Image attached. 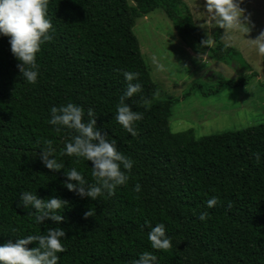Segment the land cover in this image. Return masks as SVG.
Masks as SVG:
<instances>
[{
	"label": "trees",
	"instance_id": "16d2710c",
	"mask_svg": "<svg viewBox=\"0 0 264 264\" xmlns=\"http://www.w3.org/2000/svg\"><path fill=\"white\" fill-rule=\"evenodd\" d=\"M134 2L49 0L54 31L36 54L34 84L20 78L9 38L0 36V244L62 227L64 251L57 253V264H131L144 251L155 254L159 264H264V122L200 137L193 130L174 132L175 100L159 97L133 31L136 20L162 10L193 52L230 66L249 65L222 41L220 27L212 33L214 43L202 46L207 32L184 0ZM123 71L139 73L142 83L141 92L125 101L142 113L134 137L114 118L126 87ZM252 77L222 76L209 91L245 86ZM141 97L149 99L147 106ZM68 102L84 110L85 120L91 108L102 134L134 161L127 183L111 196L76 195L62 183L64 169L49 170L39 159L50 140L65 168L76 167L94 181L91 161L60 155L73 131H57L47 122L51 106ZM26 190L42 199L66 200L58 210L64 219L34 222L31 209L17 207ZM213 195L218 203L207 208L205 201ZM200 212L207 213L205 221L199 220ZM156 223L165 226L168 250L150 247L147 232Z\"/></svg>",
	"mask_w": 264,
	"mask_h": 264
},
{
	"label": "clouds",
	"instance_id": "9594fccd",
	"mask_svg": "<svg viewBox=\"0 0 264 264\" xmlns=\"http://www.w3.org/2000/svg\"><path fill=\"white\" fill-rule=\"evenodd\" d=\"M49 0H0V36H7L10 51L17 59L16 65L19 76L26 82L34 84L38 77L36 54L41 45L52 39L54 31L48 15ZM207 18L223 29L225 35L230 36L232 31H241L245 34L250 31L247 24L248 17L244 15L238 0H204ZM257 54L264 55V30L254 39ZM208 37L201 41V45L210 46ZM206 52H201L199 58L204 61ZM160 67V65H157ZM126 87L119 97L114 118L133 137L137 135L135 122L142 119V113L132 109L127 98L133 97L142 90V83L138 79L139 73L123 71ZM158 90L152 93L154 98ZM141 102L147 106L149 99L141 97ZM88 119H83L84 110L77 104L68 102L59 106H51L48 123L56 126L59 131L62 127L72 130L69 141L64 143L60 155L75 156L92 162L91 176L93 182H88L81 171L76 167L65 168L64 164L56 158L52 141L45 140V147L38 153L43 165L52 171L64 169L66 179L63 185L80 197H89L96 200L105 193L111 196L114 190L125 185L134 161L122 154L116 147L115 141L106 138L96 126V115L93 110H87ZM37 155V153L35 154ZM259 161V155L256 156ZM139 191V185H136ZM68 202L56 196L46 199L40 198L31 191H22L17 207L31 209L29 215L34 217V222L42 223L51 219L59 223L64 219L58 210L64 209ZM218 203V197L213 195L205 201L207 208H212ZM34 210V211H33ZM91 215V211L85 216ZM206 212H200L199 220L205 221ZM148 224V221H145ZM65 231L62 227L48 228L45 234H30L18 237L15 242L8 240L0 244V264H57V253L64 251L62 239ZM147 239L150 247L156 250H168L171 245L170 238L166 235L162 223L149 225ZM35 242V246L28 245ZM131 264H159L155 254L144 251Z\"/></svg>",
	"mask_w": 264,
	"mask_h": 264
},
{
	"label": "rangeland",
	"instance_id": "374dc122",
	"mask_svg": "<svg viewBox=\"0 0 264 264\" xmlns=\"http://www.w3.org/2000/svg\"><path fill=\"white\" fill-rule=\"evenodd\" d=\"M134 4V0H128ZM190 7L196 24L212 33L219 28L207 18L204 0H184ZM248 17L250 31L222 33V41L235 47L249 65L211 60L193 52L178 36L172 22L162 10H155L136 20L133 29L140 42L141 52L152 70V78L159 86L160 98L175 100L171 126L174 132L193 130L196 136L234 131L248 125L264 122V61L250 39L264 30V0H238ZM160 65V67H157ZM253 77L245 86L216 87L223 76L239 80ZM160 93L163 95L160 96Z\"/></svg>",
	"mask_w": 264,
	"mask_h": 264
}]
</instances>
